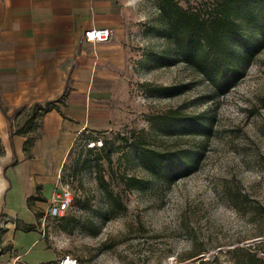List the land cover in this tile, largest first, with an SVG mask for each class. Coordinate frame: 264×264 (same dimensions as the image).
<instances>
[{
	"label": "rangeland",
	"instance_id": "1",
	"mask_svg": "<svg viewBox=\"0 0 264 264\" xmlns=\"http://www.w3.org/2000/svg\"><path fill=\"white\" fill-rule=\"evenodd\" d=\"M130 1L114 125L75 143L58 170L53 188L68 183L73 194L66 214L42 220L48 198L41 201L36 229L15 223L0 244V264H55L64 256L80 264H264V43L239 64L235 86L213 91L163 34L157 0ZM177 1L204 11L215 0ZM25 110H15L12 122ZM187 121L208 128L194 133ZM141 145L195 157L191 172L173 181L152 176L137 158ZM9 221L0 217V243Z\"/></svg>",
	"mask_w": 264,
	"mask_h": 264
},
{
	"label": "crops",
	"instance_id": "2",
	"mask_svg": "<svg viewBox=\"0 0 264 264\" xmlns=\"http://www.w3.org/2000/svg\"><path fill=\"white\" fill-rule=\"evenodd\" d=\"M130 6V0H0V217H11L1 245L16 224L36 229L34 208L44 202L30 197L49 199L73 145L113 127L118 52ZM92 28L110 29V41L87 42L84 32ZM65 90L59 110L44 112L37 132H12L15 110ZM16 201L25 203L32 224L20 217Z\"/></svg>",
	"mask_w": 264,
	"mask_h": 264
},
{
	"label": "trees",
	"instance_id": "3",
	"mask_svg": "<svg viewBox=\"0 0 264 264\" xmlns=\"http://www.w3.org/2000/svg\"><path fill=\"white\" fill-rule=\"evenodd\" d=\"M157 5L163 34L173 43L180 60L198 72L213 91L225 93L235 86L241 72L239 64L250 62L264 43V0H215L204 11L183 8L177 0H157ZM65 92L57 99L35 102L16 111L18 114L26 109L24 119L11 123L12 132L34 130L44 112L58 109L57 103L61 102ZM186 124L195 128L194 133L208 128L202 121L195 124L187 121ZM33 139V136L26 139L25 150ZM137 158L152 176L167 181L187 175L195 162V157L181 151L172 153L143 145L138 149ZM128 180L134 184L139 182L133 177ZM109 196L111 204L120 208V200L114 195ZM30 199L46 201L41 195ZM259 209L264 212V205H258ZM256 264H262V261L256 259Z\"/></svg>",
	"mask_w": 264,
	"mask_h": 264
},
{
	"label": "built area",
	"instance_id": "4",
	"mask_svg": "<svg viewBox=\"0 0 264 264\" xmlns=\"http://www.w3.org/2000/svg\"><path fill=\"white\" fill-rule=\"evenodd\" d=\"M111 36H112L111 30L107 28H98V29L92 28L84 32V39L92 44L100 43V42H108L110 41ZM91 144H92L91 146H94L93 145L94 143ZM101 145L102 142L100 141L99 146ZM72 202H73V194L70 185L68 183L57 182L47 201V206L44 211L42 220H44L45 217L59 218L64 216L66 214V211L71 206ZM13 224L15 225L14 221ZM64 257L66 259H69V261H71V264H80L74 258H71L69 256H64ZM61 259L62 257L59 258L55 264H60Z\"/></svg>",
	"mask_w": 264,
	"mask_h": 264
},
{
	"label": "bare ground",
	"instance_id": "5",
	"mask_svg": "<svg viewBox=\"0 0 264 264\" xmlns=\"http://www.w3.org/2000/svg\"><path fill=\"white\" fill-rule=\"evenodd\" d=\"M60 264H71V261L69 259H66L65 257L60 260Z\"/></svg>",
	"mask_w": 264,
	"mask_h": 264
}]
</instances>
